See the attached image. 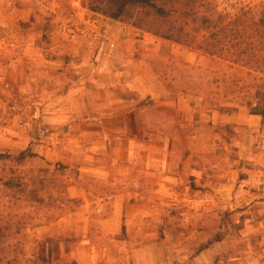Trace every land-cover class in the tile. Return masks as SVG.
Segmentation results:
<instances>
[{
    "label": "rangeland",
    "instance_id": "1",
    "mask_svg": "<svg viewBox=\"0 0 264 264\" xmlns=\"http://www.w3.org/2000/svg\"><path fill=\"white\" fill-rule=\"evenodd\" d=\"M32 3L33 25L0 36L29 34L46 60L76 67L101 51L105 22L123 23L132 38L148 37L152 94L120 90L126 102L113 107L125 114L126 138L104 143L95 159L86 151L43 156L32 145L39 126L31 146L0 152V264H264V165L253 160L264 161V127L237 123L241 111L264 112V49L259 35L234 36L256 29L264 0H198L193 10L210 23L187 21L184 43L148 33L130 9L116 20L89 0L46 11ZM9 93L21 124L26 96ZM31 101L42 104L37 93ZM94 166L104 171L86 170ZM76 183L89 203L74 198Z\"/></svg>",
    "mask_w": 264,
    "mask_h": 264
},
{
    "label": "crops",
    "instance_id": "2",
    "mask_svg": "<svg viewBox=\"0 0 264 264\" xmlns=\"http://www.w3.org/2000/svg\"><path fill=\"white\" fill-rule=\"evenodd\" d=\"M22 1L18 4V0H0V29L9 30L18 26V23L23 27L33 25L29 19L34 13L32 0ZM37 2L42 4L38 11L62 7L61 0ZM104 24L105 41L102 45L97 43L101 51L93 57L84 55L81 58L84 63L76 67H73L74 64L62 67L58 62L59 57L53 58L52 62L46 60L39 46L40 41H37L38 46L35 47L34 39L29 34L18 37L11 31L0 36V152L15 153L23 145L31 146L36 138L35 130L31 129L33 126H39L40 141L32 145L47 158L59 156L60 152L80 156L86 151L87 155L95 159L102 153L101 148L105 147L103 144H107V141L115 140L118 144L125 140V114L113 105L126 102L120 94L124 86L141 97L147 98L152 94L148 79L151 74L145 55L149 34L142 36L147 37L146 42L132 38V27L128 25L111 22ZM139 42L144 45H138ZM18 44L21 52L16 53L15 46L18 47ZM90 60H95L97 64L94 66ZM29 64L31 67L26 68ZM29 68L32 69L28 71ZM61 71L64 74L68 72V83H63L64 74ZM47 86L53 94L46 93ZM62 86L63 96L58 93ZM9 89H18L26 96L23 107L29 113L25 114L26 121L21 124L18 122V113L11 111ZM31 93H37L42 104L34 106ZM111 97H115V101ZM63 105L70 107L71 110L66 113L70 117H63ZM242 112L245 111L240 112L244 117H240L238 124L251 129L261 125L264 127V112L260 115ZM134 124L141 129L140 119L136 118ZM43 131L46 136H42ZM253 160L264 165V161H257L255 157ZM103 169L94 166L86 170L100 172ZM70 189L76 193L74 198L90 202L89 196L79 189L78 183L71 185ZM95 198L100 200L102 197L98 195Z\"/></svg>",
    "mask_w": 264,
    "mask_h": 264
},
{
    "label": "trees",
    "instance_id": "3",
    "mask_svg": "<svg viewBox=\"0 0 264 264\" xmlns=\"http://www.w3.org/2000/svg\"><path fill=\"white\" fill-rule=\"evenodd\" d=\"M198 0H89V7L92 11L103 13L104 15L116 19L124 20L128 18L127 11L130 9L136 13L139 22L146 31L156 35L163 40L174 41L176 43H184L189 39L186 31L187 21L195 24H201L207 27L210 20L207 18H200L193 10L192 4ZM104 6V7H103ZM106 6V7H105ZM249 28H243L234 32L235 38H250V35H259L264 49V5L261 13L260 21L257 23L254 31H247ZM220 34L225 32H218V39L226 40ZM227 36V35H226ZM245 41V40H244ZM254 44L249 43L248 46ZM254 49V48H253ZM223 53V51H222ZM263 114V113H262Z\"/></svg>",
    "mask_w": 264,
    "mask_h": 264
},
{
    "label": "built area",
    "instance_id": "4",
    "mask_svg": "<svg viewBox=\"0 0 264 264\" xmlns=\"http://www.w3.org/2000/svg\"><path fill=\"white\" fill-rule=\"evenodd\" d=\"M42 136H46V132L45 131L42 132Z\"/></svg>",
    "mask_w": 264,
    "mask_h": 264
}]
</instances>
